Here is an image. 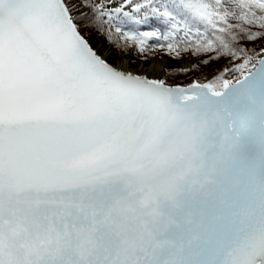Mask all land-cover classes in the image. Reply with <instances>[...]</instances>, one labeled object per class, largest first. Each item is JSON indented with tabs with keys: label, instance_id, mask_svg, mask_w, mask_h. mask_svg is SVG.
Here are the masks:
<instances>
[{
	"label": "snow or ice",
	"instance_id": "snow-or-ice-1",
	"mask_svg": "<svg viewBox=\"0 0 264 264\" xmlns=\"http://www.w3.org/2000/svg\"><path fill=\"white\" fill-rule=\"evenodd\" d=\"M0 264H264V0H0Z\"/></svg>",
	"mask_w": 264,
	"mask_h": 264
},
{
	"label": "rangeland",
	"instance_id": "rangeland-1",
	"mask_svg": "<svg viewBox=\"0 0 264 264\" xmlns=\"http://www.w3.org/2000/svg\"><path fill=\"white\" fill-rule=\"evenodd\" d=\"M166 59H167L166 55L160 54V55L156 56L155 59H151V60H149L146 63H142L141 61H139V62H137L134 65L133 64L129 65V67H131V69L134 70V71L141 70V69H146V70H148V74H149L151 65H161L163 67V69H165L166 66H165V62L164 61H166ZM188 63H189V59L185 58L184 60H181L179 66L180 67L186 66ZM162 74H163V70H162Z\"/></svg>",
	"mask_w": 264,
	"mask_h": 264
},
{
	"label": "trees",
	"instance_id": "trees-1",
	"mask_svg": "<svg viewBox=\"0 0 264 264\" xmlns=\"http://www.w3.org/2000/svg\"><path fill=\"white\" fill-rule=\"evenodd\" d=\"M166 57H167V59H166V61H164L165 62V66H166L165 68H171V69H178V68H180L179 64H180L181 60L171 59L167 55H166ZM132 59H136V58L135 57H132ZM139 61H140L139 59H136V63L139 62ZM193 62H195V61H193ZM217 66L218 65H213V67H217ZM210 72H211V69H204L203 70V74L204 75H209ZM197 75H200V73H197ZM176 79L178 81H181V82H187V80L189 79V77H187V76H185L183 74H178V75H176Z\"/></svg>",
	"mask_w": 264,
	"mask_h": 264
},
{
	"label": "bare ground",
	"instance_id": "bare-ground-1",
	"mask_svg": "<svg viewBox=\"0 0 264 264\" xmlns=\"http://www.w3.org/2000/svg\"><path fill=\"white\" fill-rule=\"evenodd\" d=\"M152 66L153 65L150 66V71H149V74L148 75L149 76H160L162 74L163 67L161 65H155L158 69H160V71L153 72V71H151Z\"/></svg>",
	"mask_w": 264,
	"mask_h": 264
}]
</instances>
